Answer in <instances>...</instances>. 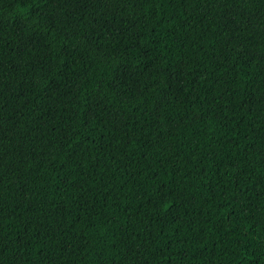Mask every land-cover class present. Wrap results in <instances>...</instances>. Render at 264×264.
I'll return each mask as SVG.
<instances>
[{
	"label": "trees",
	"instance_id": "obj_1",
	"mask_svg": "<svg viewBox=\"0 0 264 264\" xmlns=\"http://www.w3.org/2000/svg\"><path fill=\"white\" fill-rule=\"evenodd\" d=\"M0 264H264V0H0Z\"/></svg>",
	"mask_w": 264,
	"mask_h": 264
}]
</instances>
